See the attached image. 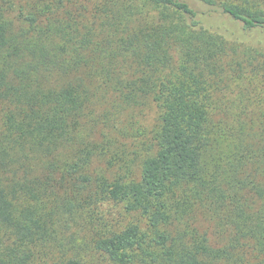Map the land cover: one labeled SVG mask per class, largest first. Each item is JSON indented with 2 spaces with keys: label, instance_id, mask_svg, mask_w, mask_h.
<instances>
[{
  "label": "trees",
  "instance_id": "1",
  "mask_svg": "<svg viewBox=\"0 0 264 264\" xmlns=\"http://www.w3.org/2000/svg\"><path fill=\"white\" fill-rule=\"evenodd\" d=\"M194 1L264 37V0ZM202 21L0 0V264H264V42Z\"/></svg>",
  "mask_w": 264,
  "mask_h": 264
},
{
  "label": "rangeland",
  "instance_id": "2",
  "mask_svg": "<svg viewBox=\"0 0 264 264\" xmlns=\"http://www.w3.org/2000/svg\"><path fill=\"white\" fill-rule=\"evenodd\" d=\"M191 6H193L195 9L198 10V13L200 15V18H202V22L207 25H214L215 29L220 30L226 34H229L233 36L232 33H235V35H240L242 38L246 39V41L251 43H257L259 40L264 42L263 34H260L259 32L255 31H249L244 33L245 35L242 36L240 33L243 32L242 25L240 22L232 19L230 16L226 14H222L219 12V10H216L215 7L206 6L205 4L194 1V0H186ZM153 117V113L147 112L144 116L143 120L144 123L150 124ZM198 228L203 231L205 230L207 232V235L211 239L212 242L216 241V235L213 232V228L211 224L205 220L202 216L199 217L198 220Z\"/></svg>",
  "mask_w": 264,
  "mask_h": 264
}]
</instances>
